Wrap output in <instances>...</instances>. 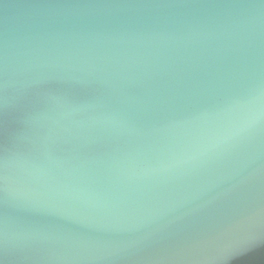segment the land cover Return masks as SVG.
<instances>
[{
	"label": "water",
	"instance_id": "1",
	"mask_svg": "<svg viewBox=\"0 0 264 264\" xmlns=\"http://www.w3.org/2000/svg\"><path fill=\"white\" fill-rule=\"evenodd\" d=\"M0 264H264V0H0Z\"/></svg>",
	"mask_w": 264,
	"mask_h": 264
}]
</instances>
